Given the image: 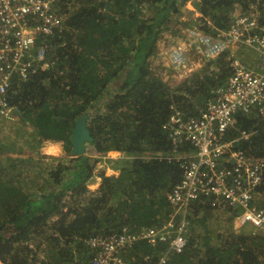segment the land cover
<instances>
[{
	"label": "trees",
	"instance_id": "16d2710c",
	"mask_svg": "<svg viewBox=\"0 0 264 264\" xmlns=\"http://www.w3.org/2000/svg\"><path fill=\"white\" fill-rule=\"evenodd\" d=\"M187 1L200 14L180 20ZM252 2L55 3L61 27L40 41L48 66L25 80L11 79L7 99L18 108L19 119L9 126L0 122V151L19 154H0V264H84L99 253L89 239L167 221L172 207L166 195L181 179L182 158L170 156L173 143L165 125L174 110L196 113L231 74L233 59L225 51L171 85L154 70L151 57L165 31L174 36L180 26H194L217 36L237 14H250ZM255 10L264 24V0ZM83 115L92 138L84 148L128 155L113 161L114 174L98 173L95 189L88 181L98 157L72 152L71 135ZM241 130L250 134L235 145L264 158V118L237 114L228 138ZM46 142H60L70 156L24 154ZM187 145L176 151L190 149ZM259 204L264 207V198ZM209 206L190 207L181 252L169 250V239L139 240L118 255L125 264H155L163 255L165 264H264V230L245 224L251 230L236 231L240 208L222 202Z\"/></svg>",
	"mask_w": 264,
	"mask_h": 264
},
{
	"label": "built area",
	"instance_id": "2783aa9c",
	"mask_svg": "<svg viewBox=\"0 0 264 264\" xmlns=\"http://www.w3.org/2000/svg\"><path fill=\"white\" fill-rule=\"evenodd\" d=\"M57 1L0 0V118L6 121L19 119L18 108L7 99L11 79L18 75L25 80L30 73L48 66L46 47L40 41L61 27V17L54 9ZM252 1L254 14L252 10L251 14H237L217 36L197 27H182L179 32L206 59L215 58L232 44L240 43L256 52L262 67L264 24L258 22L255 12L260 0ZM187 47L178 40L162 51V59L182 79L191 70L185 56ZM231 66V74L196 113L174 110L165 125L173 143L170 156L182 158L181 179L166 195L172 207L167 221L157 227L134 232L125 227L122 232L89 239L99 253L84 264H125L119 250L139 240L156 243L169 239V250L181 252L190 207L201 202L212 207L222 202L230 208H240L242 211L234 219L236 227L249 224L256 230H264V208L253 202L256 190L264 184V158L251 156L235 145L250 132L241 130L239 136L228 138L237 114L254 112L264 118V70H251L237 59L232 60ZM184 143L190 149L176 151ZM179 214L182 215L178 217ZM165 262L163 255L155 264Z\"/></svg>",
	"mask_w": 264,
	"mask_h": 264
},
{
	"label": "rangeland",
	"instance_id": "374dc122",
	"mask_svg": "<svg viewBox=\"0 0 264 264\" xmlns=\"http://www.w3.org/2000/svg\"><path fill=\"white\" fill-rule=\"evenodd\" d=\"M184 10H185L186 14L183 15L182 16L183 18L181 17L180 20H187L188 18L193 17V15H191V13L189 11H187V8ZM251 10H252V13L254 14V11L252 8H251ZM246 13H248V12H246ZM250 14H251V12H250ZM182 27H185V26H180V29ZM190 27L195 28L194 26H190ZM178 40H180L181 42H185L188 46L186 49V52H185V56H186V60L188 63L189 70L191 68L190 72L194 71L196 69H199L203 65V63L208 60V59L203 57V55L201 54L200 51L196 50L194 47L192 48L189 45V41H188V38L186 36H183L182 34H180V32H178L174 36H170L169 32L165 31L162 38L158 42V52L156 53V55L151 57V61H152V66L154 67V70L164 80H166L167 83H169L171 85L182 81L181 80L182 78H178L177 73L169 66V64L164 59H162V54H164V53H162V51L164 49H167L171 45L175 44V42H177ZM225 51H228V53L230 54L232 59H237L239 62H241L243 65H245L246 67H248L251 70H254L257 72H262L264 70V67H263L264 64L262 65V67L259 66L260 62L257 59L256 52L253 51L251 48L243 45V44L234 43ZM190 72H187V73L189 74ZM0 122L5 126H9L12 123V121H6L2 118H0ZM23 127L27 130V132L29 134L32 132L30 127H27V126H23ZM87 148H88V146L86 148H84V153L86 155H91L92 157L98 156V155L94 156L92 154V152L94 150L91 151L90 149H87ZM6 153L9 155H19L13 151H11V152H6V151L1 152L0 151V154H6ZM34 153H39L40 155H55V156H60V157H64V158L70 156V152L67 150H64L60 142H46L45 144L43 143L42 148H40L36 151L27 150L26 152H24V154H30V155H34ZM21 154H23V153H21ZM101 154H103V153H101ZM101 154H99V155H101ZM124 157H128V155H126L124 153L108 154V157L105 156L103 158L102 157L97 158L99 160L96 163V171H95L94 177L91 178L92 179L91 181L90 180L88 181L89 188H91V184L93 185V182H95V176H98L99 172L103 171L105 173V175L114 174L115 171L112 169V165L114 164L113 161L115 159L124 158ZM97 182L99 184L100 177L98 178ZM97 186L98 185L94 186V189ZM262 186L263 187H261L259 190H256L253 202L255 205H257L261 208H264L263 206H261L259 204V201L264 198V184ZM209 207H212V206H209ZM236 226L237 225L233 221V227H234V229H236V231L239 229L245 230V232H248L249 229L251 230L250 226H239V227H236Z\"/></svg>",
	"mask_w": 264,
	"mask_h": 264
},
{
	"label": "water",
	"instance_id": "95a60500",
	"mask_svg": "<svg viewBox=\"0 0 264 264\" xmlns=\"http://www.w3.org/2000/svg\"><path fill=\"white\" fill-rule=\"evenodd\" d=\"M87 117L88 115H83L76 120L71 135L72 152L76 155L84 153V147L82 145L84 141L92 140L86 127Z\"/></svg>",
	"mask_w": 264,
	"mask_h": 264
},
{
	"label": "crops",
	"instance_id": "0c3cea01",
	"mask_svg": "<svg viewBox=\"0 0 264 264\" xmlns=\"http://www.w3.org/2000/svg\"><path fill=\"white\" fill-rule=\"evenodd\" d=\"M187 8V11H189L193 16H196L197 14H199L195 9H194V7H193V5H192V2L191 1H187V3H186V5H185V9ZM188 13V12H187ZM165 37V36H164ZM178 78H181V77H178ZM92 154L94 155V156H97L98 158L99 157H105V156H107L108 157V154H121V152H119V151H108V152H106L105 153V155H103V154H101V155H99L100 153H98V152H96V151H93L92 152ZM134 155V154H133ZM94 177V176H93ZM98 178H99V176H95V182H93V185L91 184V189H94V186H96V185H98ZM92 179H90V181H91ZM97 182V183H96Z\"/></svg>",
	"mask_w": 264,
	"mask_h": 264
}]
</instances>
